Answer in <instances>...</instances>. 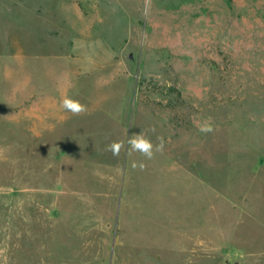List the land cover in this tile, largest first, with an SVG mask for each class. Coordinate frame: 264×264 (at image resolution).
Masks as SVG:
<instances>
[{
    "label": "rangeland",
    "instance_id": "rangeland-1",
    "mask_svg": "<svg viewBox=\"0 0 264 264\" xmlns=\"http://www.w3.org/2000/svg\"><path fill=\"white\" fill-rule=\"evenodd\" d=\"M31 257L264 264V0H0V264Z\"/></svg>",
    "mask_w": 264,
    "mask_h": 264
},
{
    "label": "clouds",
    "instance_id": "clouds-1",
    "mask_svg": "<svg viewBox=\"0 0 264 264\" xmlns=\"http://www.w3.org/2000/svg\"><path fill=\"white\" fill-rule=\"evenodd\" d=\"M61 107L72 113L73 115H81L87 112L86 105L82 104L79 100L73 99L65 95L61 101ZM200 131L203 133H209L213 131L211 125H204L200 128ZM160 142L157 145H153L150 139H148L143 132L138 134H132L127 139V142L114 141L108 146V150L112 153L113 156H119L122 149L127 151L138 152L147 159H152L154 155V148L156 152H162L164 149L163 138H158ZM133 168L139 167L140 170H144L146 165L144 163L137 164L133 162Z\"/></svg>",
    "mask_w": 264,
    "mask_h": 264
},
{
    "label": "crops",
    "instance_id": "crops-1",
    "mask_svg": "<svg viewBox=\"0 0 264 264\" xmlns=\"http://www.w3.org/2000/svg\"><path fill=\"white\" fill-rule=\"evenodd\" d=\"M21 222L25 225H27V230L25 232H20L18 233V240L19 241H26L28 244L24 247V250L26 248H34L35 249V242L40 239V231L36 230V218L29 215L25 214V212H21ZM7 222L10 223V219L7 220ZM35 226V227H34ZM22 245L19 244V251H22ZM9 250V244L3 246V250ZM25 256V255H24ZM31 261L29 262L30 264H35V258H30Z\"/></svg>",
    "mask_w": 264,
    "mask_h": 264
}]
</instances>
